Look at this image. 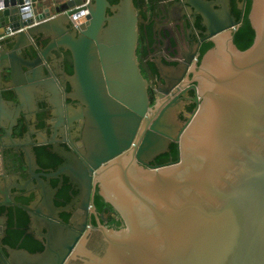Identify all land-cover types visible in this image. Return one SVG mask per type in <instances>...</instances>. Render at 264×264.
Masks as SVG:
<instances>
[{
  "label": "water",
  "instance_id": "water-1",
  "mask_svg": "<svg viewBox=\"0 0 264 264\" xmlns=\"http://www.w3.org/2000/svg\"><path fill=\"white\" fill-rule=\"evenodd\" d=\"M248 19V47L223 33L202 56L196 108L176 132L168 115L146 122L132 0H0V89L21 97L36 74L21 51L31 46L47 61L43 49L60 36L92 119L90 160L100 165L101 194L124 220L118 230L99 227L106 247L101 255L85 250L82 264H264V0L251 1ZM37 39L50 42L40 51L32 45ZM147 127L137 157L154 152L153 131L162 128L175 131L162 133L178 143L176 162H136ZM20 254L29 262L49 255Z\"/></svg>",
  "mask_w": 264,
  "mask_h": 264
},
{
  "label": "flooded vegetation",
  "instance_id": "flooded-vegetation-1",
  "mask_svg": "<svg viewBox=\"0 0 264 264\" xmlns=\"http://www.w3.org/2000/svg\"><path fill=\"white\" fill-rule=\"evenodd\" d=\"M132 1L135 56L149 100L146 122L160 123L168 115L179 132L196 108L194 75L202 56L223 33L242 49L248 37L239 32L247 24L251 28L252 0ZM253 37L251 28V41ZM59 38L54 34L51 42L32 43L41 51L50 42L46 48L53 50L43 49L47 61L31 46L21 51L23 60L36 68L21 97L16 89H0V264H82L85 250L101 255L106 247L100 226H125L101 194L95 174L100 165L90 160L92 119L74 88L72 53ZM7 79L3 74L1 81ZM142 122L144 117L126 150L137 140ZM148 128L136 143V162L145 168L176 162L178 143L162 133L175 131L162 128L153 131L154 152L137 157ZM45 252L47 259L37 262L20 254Z\"/></svg>",
  "mask_w": 264,
  "mask_h": 264
},
{
  "label": "trees",
  "instance_id": "trees-1",
  "mask_svg": "<svg viewBox=\"0 0 264 264\" xmlns=\"http://www.w3.org/2000/svg\"><path fill=\"white\" fill-rule=\"evenodd\" d=\"M239 35H243V37H248V41L246 42V44H244V46H241L242 49H245L246 47H248L252 41H251V28L249 27V25H245L243 28H241V31L239 32Z\"/></svg>",
  "mask_w": 264,
  "mask_h": 264
},
{
  "label": "built area",
  "instance_id": "built-area-1",
  "mask_svg": "<svg viewBox=\"0 0 264 264\" xmlns=\"http://www.w3.org/2000/svg\"><path fill=\"white\" fill-rule=\"evenodd\" d=\"M3 38V36H0V40Z\"/></svg>",
  "mask_w": 264,
  "mask_h": 264
}]
</instances>
